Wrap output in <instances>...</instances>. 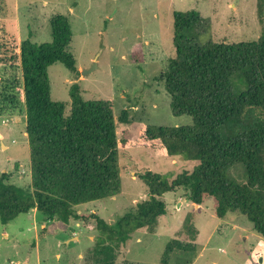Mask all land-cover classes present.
<instances>
[{"label": "rangeland", "instance_id": "1", "mask_svg": "<svg viewBox=\"0 0 264 264\" xmlns=\"http://www.w3.org/2000/svg\"><path fill=\"white\" fill-rule=\"evenodd\" d=\"M187 11H196L203 19L197 30L200 46L253 42L262 34L258 0H0V178L6 175L7 184L32 192L22 94L17 91V100L11 102L15 95L10 85H23L20 60H10L16 55L13 41L19 46L24 41L51 42V21L60 15L70 21V52L79 73L73 74L62 63L49 67L52 100L65 103L68 115L71 87L78 84L84 101L112 102L120 176V191L77 206L79 218L71 219L65 231L58 229L64 225L57 219L37 210L6 225L0 221V264H98L96 247L102 234L97 219L114 224L146 200L148 189L140 179L144 173L161 174L172 182L199 165L171 158L160 149V142L145 138L149 125L192 124L190 116L173 115L160 80L176 55L174 15ZM133 55L142 61L135 63ZM95 60L97 68L82 75ZM231 81L236 90H246L239 75ZM123 111L128 123H119ZM230 175L238 184L247 182L244 165H236ZM161 199L167 214L154 229L137 230L120 244L115 264H160L168 247L169 264H264V237L246 216L233 212L220 219L212 199L195 205L185 189Z\"/></svg>", "mask_w": 264, "mask_h": 264}, {"label": "trees", "instance_id": "2", "mask_svg": "<svg viewBox=\"0 0 264 264\" xmlns=\"http://www.w3.org/2000/svg\"><path fill=\"white\" fill-rule=\"evenodd\" d=\"M262 34L258 41L226 44L208 42L197 45V30L203 19L196 11L174 15L176 55L160 80L171 99L176 117L190 116L189 126H147L146 140L160 142V149L171 158L195 161L191 173L168 182L150 171L140 179L148 198L114 224L97 219L102 237L98 240V264H115L117 248L143 228L154 229L167 214L165 194L185 189L189 200L203 205L214 201L220 219L239 212L264 237V0H258ZM51 42L41 45L13 41L20 60L23 85L13 88L25 104L26 132L31 148L32 192L6 183L0 178V221L6 225L21 214L37 210L58 220L66 230L79 205L111 197L120 191L118 169L119 140L111 101H84L80 86L71 87V111L51 97L48 69L62 63L78 74L70 52L72 29L68 17L51 21ZM135 63L141 57L133 55ZM239 75L246 90H236L231 79ZM123 111L119 123H128ZM244 165L246 184L230 175L236 165ZM56 229V228H55ZM57 230V229H56ZM57 231L52 229V234ZM115 244L116 247H113ZM165 252L160 264H169ZM132 264V263H130Z\"/></svg>", "mask_w": 264, "mask_h": 264}, {"label": "water", "instance_id": "3", "mask_svg": "<svg viewBox=\"0 0 264 264\" xmlns=\"http://www.w3.org/2000/svg\"><path fill=\"white\" fill-rule=\"evenodd\" d=\"M97 68V60L94 61L93 63V66L89 69V70H86L82 73V75H87V74H90L92 73L95 69ZM4 146V144H3Z\"/></svg>", "mask_w": 264, "mask_h": 264}, {"label": "crops", "instance_id": "4", "mask_svg": "<svg viewBox=\"0 0 264 264\" xmlns=\"http://www.w3.org/2000/svg\"><path fill=\"white\" fill-rule=\"evenodd\" d=\"M129 145V144H128Z\"/></svg>", "mask_w": 264, "mask_h": 264}]
</instances>
